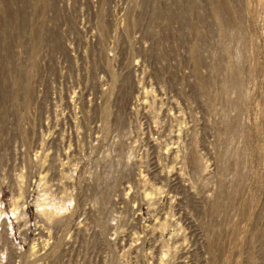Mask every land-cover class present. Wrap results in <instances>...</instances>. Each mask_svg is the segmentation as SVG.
I'll return each instance as SVG.
<instances>
[{
	"label": "rangeland",
	"instance_id": "1",
	"mask_svg": "<svg viewBox=\"0 0 264 264\" xmlns=\"http://www.w3.org/2000/svg\"><path fill=\"white\" fill-rule=\"evenodd\" d=\"M0 264H264V0H0Z\"/></svg>",
	"mask_w": 264,
	"mask_h": 264
}]
</instances>
